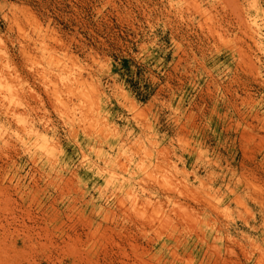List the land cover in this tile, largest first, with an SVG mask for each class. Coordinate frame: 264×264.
I'll use <instances>...</instances> for the list:
<instances>
[{"label":"rangeland","instance_id":"obj_1","mask_svg":"<svg viewBox=\"0 0 264 264\" xmlns=\"http://www.w3.org/2000/svg\"><path fill=\"white\" fill-rule=\"evenodd\" d=\"M0 264H264V0H0Z\"/></svg>","mask_w":264,"mask_h":264}]
</instances>
